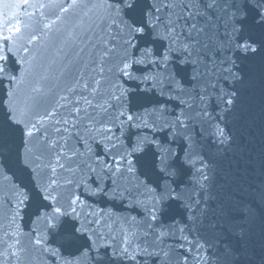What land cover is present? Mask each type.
Here are the masks:
<instances>
[{"label":"water","instance_id":"water-1","mask_svg":"<svg viewBox=\"0 0 264 264\" xmlns=\"http://www.w3.org/2000/svg\"><path fill=\"white\" fill-rule=\"evenodd\" d=\"M0 264H264V0H0Z\"/></svg>","mask_w":264,"mask_h":264}]
</instances>
